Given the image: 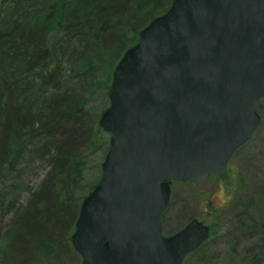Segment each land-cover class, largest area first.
Returning <instances> with one entry per match:
<instances>
[{
	"label": "water",
	"instance_id": "water-1",
	"mask_svg": "<svg viewBox=\"0 0 264 264\" xmlns=\"http://www.w3.org/2000/svg\"><path fill=\"white\" fill-rule=\"evenodd\" d=\"M263 98L264 0H173L113 72L110 148L71 237L81 264H183L211 228L164 234L172 184L223 173Z\"/></svg>",
	"mask_w": 264,
	"mask_h": 264
},
{
	"label": "trees",
	"instance_id": "trees-1",
	"mask_svg": "<svg viewBox=\"0 0 264 264\" xmlns=\"http://www.w3.org/2000/svg\"><path fill=\"white\" fill-rule=\"evenodd\" d=\"M172 1L0 0V215L11 217L0 263L68 260L67 242L110 148L99 120L113 72ZM97 73L107 75L99 107L91 97ZM93 149L103 158L87 184ZM35 175L41 180L27 189Z\"/></svg>",
	"mask_w": 264,
	"mask_h": 264
},
{
	"label": "rangeland",
	"instance_id": "rangeland-1",
	"mask_svg": "<svg viewBox=\"0 0 264 264\" xmlns=\"http://www.w3.org/2000/svg\"><path fill=\"white\" fill-rule=\"evenodd\" d=\"M106 77L105 73L96 74L91 96L96 107L105 100ZM258 111L263 119L258 133L235 152L223 173L194 184H172L171 201L162 218L164 234L177 233L193 219L211 228L210 238L199 253L190 254L183 264H264V98ZM90 154L87 184L99 177L103 158L101 150L93 149ZM37 177L30 180L27 189L42 178ZM10 218L0 215V238ZM67 248L69 261L62 264H81L82 257L72 241L67 242ZM4 260L0 264H7Z\"/></svg>",
	"mask_w": 264,
	"mask_h": 264
},
{
	"label": "bare ground",
	"instance_id": "bare-ground-1",
	"mask_svg": "<svg viewBox=\"0 0 264 264\" xmlns=\"http://www.w3.org/2000/svg\"><path fill=\"white\" fill-rule=\"evenodd\" d=\"M112 82H113V79H112ZM111 87H112V83H111ZM110 92H111V89H110ZM109 96H110V95H109ZM109 106H110V97H109ZM109 106H108V107H109ZM108 107H107V108H108ZM105 110H106V109H105ZM105 110H104V111H105ZM104 111H103V112H104ZM103 112H102V113H103ZM101 116H102V114H101ZM100 118H101V117H100ZM99 123H100V120H99ZM100 126H101V125H100ZM102 129H103V128H102ZM103 130H104V129H103Z\"/></svg>",
	"mask_w": 264,
	"mask_h": 264
}]
</instances>
